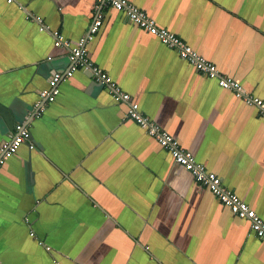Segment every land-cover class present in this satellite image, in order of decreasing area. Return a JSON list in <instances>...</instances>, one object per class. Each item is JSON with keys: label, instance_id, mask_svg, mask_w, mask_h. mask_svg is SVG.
<instances>
[{"label": "crops", "instance_id": "0c3cea01", "mask_svg": "<svg viewBox=\"0 0 264 264\" xmlns=\"http://www.w3.org/2000/svg\"><path fill=\"white\" fill-rule=\"evenodd\" d=\"M131 1L264 99V0ZM95 2L0 0V148L18 124L32 130L0 167V264H264L250 221L129 119V104L104 83L77 72L39 118L28 117L49 78L70 65L52 31L76 44ZM105 15L87 44L92 59L264 219L258 107L125 12Z\"/></svg>", "mask_w": 264, "mask_h": 264}, {"label": "built area", "instance_id": "2783aa9c", "mask_svg": "<svg viewBox=\"0 0 264 264\" xmlns=\"http://www.w3.org/2000/svg\"><path fill=\"white\" fill-rule=\"evenodd\" d=\"M108 8L125 12L127 18L156 35L164 44L176 49L183 59L194 63L200 72L217 78L221 88L234 91L246 104H255L264 118V99L248 91L242 82L233 76L223 74L216 63L208 60L175 32L158 25L153 17L131 0H96L89 31L76 44H72L61 31H52L55 44L69 49L70 65L64 71H57L49 78V86L40 90L38 97L27 110L28 117L30 119L39 118L43 111L55 102L60 91L59 85L63 80L71 78L77 72L87 74L90 78L104 83L112 99L118 102H127L129 104L127 113L129 119L138 122L153 139L172 154L177 163L190 170L196 180L202 186L210 188L216 198L229 207L234 214L248 219L251 230L264 240V219L260 214L233 188L228 186L217 172L210 170L204 163L197 160L191 151L184 148L178 138L163 130L154 120L144 114L140 108V102L134 99L113 75L92 59L87 44L96 38L104 23ZM31 19L37 21L42 30L49 29L42 17L31 16ZM31 132L30 122H22L17 125L13 137L4 142L0 148V167L17 154L23 144L30 143ZM31 147H35V145L31 144ZM31 235H35V232H32Z\"/></svg>", "mask_w": 264, "mask_h": 264}]
</instances>
